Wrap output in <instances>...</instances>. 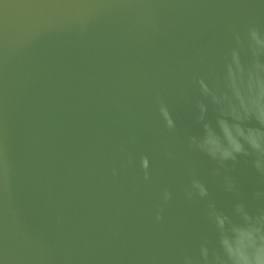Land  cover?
Returning a JSON list of instances; mask_svg holds the SVG:
<instances>
[{"label": "water", "instance_id": "obj_1", "mask_svg": "<svg viewBox=\"0 0 264 264\" xmlns=\"http://www.w3.org/2000/svg\"><path fill=\"white\" fill-rule=\"evenodd\" d=\"M0 264H264V0H0Z\"/></svg>", "mask_w": 264, "mask_h": 264}]
</instances>
